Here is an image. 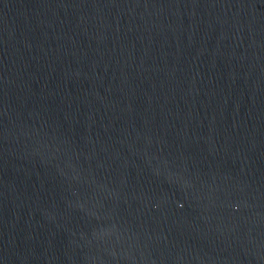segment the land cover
Instances as JSON below:
<instances>
[{
  "label": "water",
  "instance_id": "water-1",
  "mask_svg": "<svg viewBox=\"0 0 264 264\" xmlns=\"http://www.w3.org/2000/svg\"><path fill=\"white\" fill-rule=\"evenodd\" d=\"M0 264H264V0H0Z\"/></svg>",
  "mask_w": 264,
  "mask_h": 264
}]
</instances>
